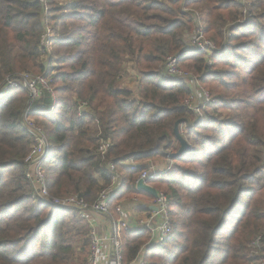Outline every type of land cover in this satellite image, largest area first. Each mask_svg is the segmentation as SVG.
Here are the masks:
<instances>
[{
  "label": "trees",
  "instance_id": "16d2710c",
  "mask_svg": "<svg viewBox=\"0 0 264 264\" xmlns=\"http://www.w3.org/2000/svg\"><path fill=\"white\" fill-rule=\"evenodd\" d=\"M245 1L0 0V88L7 78L19 84L0 92V264L89 260V222L33 198L27 111L51 146L49 193L94 204L116 178L114 213L128 201L150 212L154 197L137 190L147 169L140 164L179 152V124L191 151L147 180L169 199L172 233L151 244L149 230L130 226L126 264L264 259V0ZM199 26L217 46L211 56L187 50ZM178 55L211 96L203 117L185 104L195 94L189 84L163 72ZM23 73L50 88L39 85L32 105ZM125 79L135 86L124 88ZM257 240L261 255L253 256Z\"/></svg>",
  "mask_w": 264,
  "mask_h": 264
},
{
  "label": "built area",
  "instance_id": "2783aa9c",
  "mask_svg": "<svg viewBox=\"0 0 264 264\" xmlns=\"http://www.w3.org/2000/svg\"><path fill=\"white\" fill-rule=\"evenodd\" d=\"M51 33L50 30L48 34ZM195 34L190 38L188 45V52H201L206 56H211L217 51L216 46L208 40L203 32V28L199 26L196 28ZM216 50V51H215ZM185 52V51H184ZM180 55L167 58V63L164 66L163 72L166 77L172 79L184 80L187 82L195 93L186 100L185 104L199 117H203V109L210 101V94L200 86L197 77L184 71L179 66ZM25 83L31 94V105L39 99L38 86L43 85L46 89H50L46 81L42 77H34L29 73H23L20 76L19 82ZM19 86L16 79L7 78L6 82L1 86L0 92L3 96L9 90L15 89ZM84 104L79 109L81 115ZM56 109V102L53 104L48 112H53ZM46 111V110H45ZM29 111L26 112V122L32 132L33 145L25 158L26 178L29 180L33 189V198L41 202L54 205L61 208L75 209L80 213L82 219H85L90 224V248L88 264H126L123 254L122 232L130 228L129 222L121 206L116 208V213L111 209V193L117 189V179L113 183L101 191L98 200L94 204L87 203L79 195H74L66 198H55L48 191L47 176L44 171V164L50 154V143L47 140L44 130L38 127L33 121L28 119ZM109 143L103 144L99 151L105 153ZM133 167H140L139 164L132 163ZM171 165L165 167L163 170H158L155 166L149 168L141 173L139 179L147 182L149 179L155 178L158 173H167ZM142 167V166H141ZM111 171H114V165L109 166ZM153 208H157L154 211ZM151 213L145 220L139 221L138 225L143 226L151 233V244H160L172 233V224L170 217L169 199L164 193L157 192V197L154 198ZM97 214L103 216L109 225L108 232L105 236L100 235L96 224L91 220L90 215ZM255 245L259 246L257 240ZM257 253V252H256ZM264 259H261L257 264H264ZM132 264H136V261Z\"/></svg>",
  "mask_w": 264,
  "mask_h": 264
},
{
  "label": "crops",
  "instance_id": "0c3cea01",
  "mask_svg": "<svg viewBox=\"0 0 264 264\" xmlns=\"http://www.w3.org/2000/svg\"><path fill=\"white\" fill-rule=\"evenodd\" d=\"M122 86L124 88H133L135 86V84L131 83L129 79L128 80L125 79ZM169 161L170 160L158 161V162L151 161V162H147V163L140 164V165L144 166V168L145 167L149 168L150 166L153 165L158 170H163L167 165H169ZM151 206H152V203H150L146 207H149V209H150ZM141 207H143V206H142V203L139 201H128L123 205V212L125 213L127 220L129 222V225L131 227L139 226L138 225L139 221L145 220L146 217L151 213V209H150V212L148 213V212L141 211ZM90 218L96 224L97 230L99 228L98 231H99L100 235L105 236L108 232V229H109V225H108L107 220L103 216H100L97 214H91ZM143 257H144V253H142V256L140 258H143ZM141 263H142V260H140V259L136 260V264H141Z\"/></svg>",
  "mask_w": 264,
  "mask_h": 264
},
{
  "label": "water",
  "instance_id": "95a60500",
  "mask_svg": "<svg viewBox=\"0 0 264 264\" xmlns=\"http://www.w3.org/2000/svg\"><path fill=\"white\" fill-rule=\"evenodd\" d=\"M175 136L178 142L180 143L181 148L178 153L169 155L170 158L169 165H171L173 159L178 158L191 151V146L189 145L187 140L180 134L179 124H177L175 128ZM137 190L141 192H146L151 196H153L154 198L157 197V190H155L153 187L148 185L147 182H145L142 179H139L137 181ZM153 210L157 211V208H153Z\"/></svg>",
  "mask_w": 264,
  "mask_h": 264
},
{
  "label": "rangeland",
  "instance_id": "374dc122",
  "mask_svg": "<svg viewBox=\"0 0 264 264\" xmlns=\"http://www.w3.org/2000/svg\"><path fill=\"white\" fill-rule=\"evenodd\" d=\"M245 1V0H244ZM246 2V1H245ZM247 3V2H246ZM248 4H250L249 2H248ZM206 38H207V36H205ZM214 44V43H213ZM215 45V44H214ZM216 46V45H215ZM217 47V46H216ZM181 68L184 70V71H186V69L183 67V66H181ZM239 71H240V69H239ZM238 71V73L237 74H239V76H241V77H244V72H242V71H240L239 72ZM187 72V71H186ZM130 82L132 83V80L130 79ZM134 82V81H133ZM98 230H99V228H98ZM256 243V242H255ZM255 243H254V245H255ZM252 245V250H253V256H260L261 255V252H260V250H259V248H261V245L259 244V246L258 245ZM257 252V253H256ZM260 261V260H259ZM259 261H256L255 260V264H257ZM262 262H264V261H262Z\"/></svg>",
  "mask_w": 264,
  "mask_h": 264
}]
</instances>
